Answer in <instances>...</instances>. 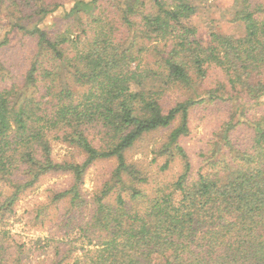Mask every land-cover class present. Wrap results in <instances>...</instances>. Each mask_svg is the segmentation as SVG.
<instances>
[{"label":"trees","instance_id":"16d2710c","mask_svg":"<svg viewBox=\"0 0 264 264\" xmlns=\"http://www.w3.org/2000/svg\"><path fill=\"white\" fill-rule=\"evenodd\" d=\"M34 2L45 1L0 0V9L13 5L27 10ZM43 5L39 13L52 11ZM124 5L122 21L134 32L127 46L105 23L82 45L66 33L17 26L37 38L25 86L39 90L44 81L50 99H15L16 90L0 86V264H25V250L5 227L22 193L44 175L67 172L71 186L56 197L72 209L82 208L87 203L81 190L87 169L109 158H116L117 165L95 197L88 223L89 235H98V242L67 264H264V110L250 115L248 104L234 103L218 143L226 152L218 158L219 150L212 149L196 176L180 143L190 132V110L199 103L239 96L263 105L264 0H236L234 20L244 23L245 33L214 32L207 45L188 24L197 11L188 0H151V6L125 0ZM95 10L91 18L98 23ZM8 42L6 37L0 47ZM146 42L154 44V60L141 67V54L150 50ZM64 63L72 69L60 86ZM212 68L222 74L216 88L201 99L164 109L158 82L194 89ZM178 117L167 148L184 161V169L175 181L157 183L149 193L145 186L153 183L151 176L128 161L126 152L144 134L168 127ZM244 125L252 128V136L242 147L233 133ZM91 129L100 133L101 145L89 138ZM53 140L79 147L84 159L56 161ZM170 164L167 159L161 169ZM78 252L71 245L53 264H63Z\"/></svg>","mask_w":264,"mask_h":264},{"label":"rangeland","instance_id":"374dc122","mask_svg":"<svg viewBox=\"0 0 264 264\" xmlns=\"http://www.w3.org/2000/svg\"><path fill=\"white\" fill-rule=\"evenodd\" d=\"M33 3L30 8L19 9L15 6H2L0 9V41L6 37L9 42L0 47V86L16 90L15 99H30L34 96L46 94L44 81L39 90L25 86L27 72L34 61L37 52V38L17 26L22 25L28 30L36 26L43 28L50 34L66 33L80 45L92 39V34L99 25L106 24L118 39L131 43L134 32L123 23L121 10L125 7V0H44ZM151 6V0H144ZM197 11L189 19L188 24L196 28V38L204 45L210 42L214 32L224 35L241 36L245 33L244 23L234 20L236 0H188ZM52 11L47 14L39 13L41 6ZM96 5L98 6L95 10ZM100 18L98 23L92 22L91 13ZM92 22V23H91ZM86 28L87 32L83 33ZM77 36L80 38H77ZM68 47L70 56L74 55V42ZM75 42V43H76ZM147 49L141 54L139 64L148 67L154 60L151 48L153 43H147ZM138 62L136 61L135 64ZM62 81L65 85L67 73L71 71L68 63L62 65ZM222 80L219 70L210 69L209 76L194 89L178 84H156L161 91V103L168 110L178 102L189 98L201 99L205 93L218 86ZM79 90L80 86L73 85ZM46 96V95H45ZM236 96V95H235ZM234 96V97H235ZM228 97V94H226ZM48 96L43 101H48ZM248 104L250 115L264 110V95L261 98L263 105H255L254 101L236 96L234 101H206L193 106L190 110V132L180 139L181 145L186 149L193 168V174L204 167L205 159L209 157L212 149L219 150L218 158L226 150L218 143L222 137V125L229 121L231 108L235 104ZM258 111V112H257ZM180 124L178 117L170 126L148 132L139 139L134 146L127 150V159L136 163L144 173L151 176L153 183L145 186L149 193H153L155 184L172 183L184 169V161L179 156H173L167 144L171 132ZM89 138L96 145H101V135L97 129L88 131ZM252 128L240 126L233 138L238 146L251 143ZM53 158L56 161L80 162L84 159V152L77 146L62 141L53 140ZM167 159L171 160L169 168L163 170L161 166ZM117 165L116 158L101 159L92 164L84 177L82 194L87 203L82 208L72 209L67 200H59L56 194L71 186L72 175L67 172L49 173L31 188L21 194L14 212L6 218V229L17 244L25 250L23 262L25 264H53L54 259L64 255L66 249L74 245L79 251L73 258L63 262H73L76 257H83L85 251L98 242V235L91 232L89 235L88 223L96 209L95 197L100 194L104 184L110 180ZM1 187L2 184H0ZM7 192V188H3ZM114 199L111 196L110 201ZM89 244V245H88ZM60 252L59 255H56Z\"/></svg>","mask_w":264,"mask_h":264}]
</instances>
